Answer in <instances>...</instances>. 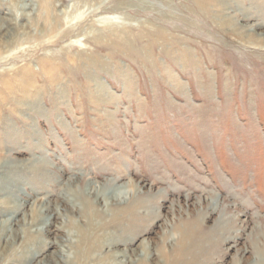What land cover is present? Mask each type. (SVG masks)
Instances as JSON below:
<instances>
[{
  "label": "rangeland",
  "instance_id": "1",
  "mask_svg": "<svg viewBox=\"0 0 264 264\" xmlns=\"http://www.w3.org/2000/svg\"><path fill=\"white\" fill-rule=\"evenodd\" d=\"M0 264H264V0H0Z\"/></svg>",
  "mask_w": 264,
  "mask_h": 264
},
{
  "label": "bare ground",
  "instance_id": "2",
  "mask_svg": "<svg viewBox=\"0 0 264 264\" xmlns=\"http://www.w3.org/2000/svg\"><path fill=\"white\" fill-rule=\"evenodd\" d=\"M225 22H226V21H225ZM225 22H224V23H225ZM128 193H129V191H126V192H124V193H123V191H122L120 194H121V196H122V195H126V194L128 195ZM127 195H126V196H127ZM188 237H189V235H188ZM80 242H81V241H80ZM84 243H85L84 246L86 245V243H88V237H86V235H85V242H84ZM87 245H88V248L86 249V253H87L88 251L90 252L91 250L93 251L94 248L92 247V244H87ZM82 250H83V249H82ZM83 251H84V250H83ZM89 252H88V253H89ZM93 252H94V251H93ZM84 253H85V252H84ZM88 253H87V255H88ZM83 255H84V254H83ZM83 255H82V256H83ZM90 255H91V254H90ZM93 256H94V255H93ZM84 257H85V256H84Z\"/></svg>",
  "mask_w": 264,
  "mask_h": 264
}]
</instances>
